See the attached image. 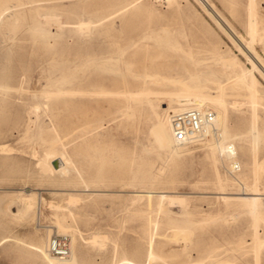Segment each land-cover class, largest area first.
I'll return each instance as SVG.
<instances>
[{
	"label": "rangeland",
	"instance_id": "rangeland-1",
	"mask_svg": "<svg viewBox=\"0 0 264 264\" xmlns=\"http://www.w3.org/2000/svg\"><path fill=\"white\" fill-rule=\"evenodd\" d=\"M249 2L0 0V147L9 149L0 151V264H44L34 245L67 233L71 242L73 229L78 264H264V212L226 205L219 194L242 193L239 176L250 187L253 161L264 166V0H254V38ZM220 56L251 71L258 105L232 88L241 83ZM183 86L225 98L230 132L250 139L235 143L237 171L224 156L213 161L209 136L175 155L158 146L154 114L177 107L160 93ZM72 89L82 91L72 96ZM100 154L112 171L91 185L85 171ZM145 162L152 181L140 177ZM15 194L36 196L33 217L14 218ZM55 222L76 228L58 233ZM150 250L160 257L150 260Z\"/></svg>",
	"mask_w": 264,
	"mask_h": 264
},
{
	"label": "bare ground",
	"instance_id": "bare-ground-1",
	"mask_svg": "<svg viewBox=\"0 0 264 264\" xmlns=\"http://www.w3.org/2000/svg\"><path fill=\"white\" fill-rule=\"evenodd\" d=\"M217 2V1H216ZM250 4V12H249V23H248V28H249V35L251 34V36L254 38L255 35H257L258 33V25H257V22L254 20V17L256 15V12L255 10L253 9V5H254V0H250L249 2ZM131 3H128L124 6H122L121 8H119L118 10H115L113 11L112 13H110L108 16H111L113 15L114 13H116L117 11H119L120 9H123L127 6H129ZM262 6V5H261ZM1 18V17H0ZM88 21V20H87ZM86 22V21H85ZM126 22V21H125ZM124 22V23H125ZM88 25V24H86ZM82 24L80 26V28H82ZM85 26V24H84ZM223 27V26H222ZM223 30V29H222ZM226 31V30H225ZM264 31V30H263ZM262 32V31H260ZM250 36V37H251ZM145 38V37H144ZM141 39L137 40V41H140ZM143 40V38H142ZM136 43V42H135ZM134 46V45H133ZM127 50V49H126ZM124 53V52H123ZM122 53V54H123ZM243 53V52H242ZM222 56V55H221ZM219 57V63L222 65V67L224 68V70L230 74L231 78H233V80L236 82V81H239V83L241 84H238L235 85V86H232V88H238L240 90H245L246 93H247V98L249 100V102L251 104H253L252 106H254V104L256 103V100H257V95H255L252 91V88L253 87H256L257 86V83L254 79V76L252 75L251 71H249L248 73L243 69V67L235 60H231V59H228V58H224V57ZM257 59V58H256ZM259 61V60H258ZM256 64V63H255ZM255 64H253V68H256L255 67ZM260 66H262V68L264 67L263 64H261V62H259ZM257 65V64H256ZM252 68V69H253ZM260 70V68H259ZM79 72V71H78ZM259 72V71H258ZM82 73V72H81ZM82 90L80 89H72V90H69V92H67L68 94H71L72 96L77 93V92H80ZM196 90H194L193 87H188V86H183V87H176L175 90H169V91H164L160 94H165L167 95L170 100H175L176 103H177V107L173 108L172 110L174 111L173 113H177V112H181V111H185V110H188V109H193V108H196V109H204V110H210V109H213V112L215 114V118H214V123L204 132V134L202 135L203 137L205 136H209L210 137V140H214V143H212L209 147V150H210V155L213 159V161L216 163L217 161H219L218 159V156L221 155V156H224V158H226L228 160V165L229 167L231 166V168H233L231 162L235 161L234 163L236 164L238 160V150H237V146L235 147V143L236 141L240 140V141H247L249 139L245 137H242L244 139L241 138V136H239L238 133H232V131L230 132V129L228 128L227 126V119H228V115L226 113L227 111V105H226V102L224 101V99L220 98L219 96L215 95L213 97H209V96H205L203 95L202 93H196L195 92ZM146 92V91H145ZM124 93V92H123ZM122 93V94H123ZM138 93V91H137ZM153 93V92H152ZM158 93V92H157ZM83 94V93H82ZM127 94V93H125ZM129 94V93H128ZM154 94V93H153ZM81 95V94H80ZM93 95V94H91ZM124 95V94H123ZM144 95V94H142ZM151 95V94H150ZM159 95V94H158ZM75 96V95H74ZM77 96V94H76ZM83 96V95H82ZM136 94L135 93H131L129 95L130 98L132 99H135L137 97H135ZM145 96V95H144ZM149 96V94H148ZM152 96V95H151ZM156 96V95H155ZM161 96V95H159ZM80 97V96H79ZM154 97V96H153ZM166 97V96H164ZM138 99V98H137ZM145 99L147 100V98L145 97ZM168 99V98H167ZM193 100V101H191ZM260 101V100H257V102ZM168 103H169V100H168ZM250 104V106H251ZM256 105H258L256 103ZM165 106V105H164ZM168 106V104H167ZM166 106V107H167ZM172 107V106H171ZM255 107V106H254ZM169 108V106H168ZM164 109V108H163ZM167 109V108H166ZM165 109V110H166ZM155 115V118L157 120V126H156V129H157V132H158V138L156 140L158 146L160 147L161 150H165V151H169L170 153H172V155H175V154H178V153H182L185 149L183 146H181L182 144L178 143L177 140L175 139V137L173 136V133H172V129H171V124H170V115L169 114H166L164 115V117H159L156 113L154 114ZM82 121V120H81ZM252 127H250L249 129V133L251 136L254 135L256 129L254 127V125L251 123ZM83 128V127H82ZM72 130V129H71ZM79 130V129H78ZM84 130H86L84 128ZM83 131V130H82ZM72 132V131H71ZM78 132V131H77ZM85 131H83L82 133H84ZM75 133V131H74ZM81 133V132H80ZM206 139V138H205ZM250 141V139L248 140ZM212 142V141H211ZM253 142V141H252ZM204 143V140L203 142ZM201 143V144H202ZM207 142L204 143V145L206 144ZM248 143V146H250V142H247ZM246 143V144H247ZM237 145H238V142H237ZM203 147V146H202ZM240 149V152L243 156H248V153H249V149L246 147V146H241L239 147ZM9 149L5 148L4 147H0V151H7ZM252 152V150H251ZM169 153V154H170ZM57 155V154H56ZM98 155V154H97ZM101 156L99 159H95L96 156H94V158H91L89 160V164L90 166L92 165L93 168L89 169L88 172H86L85 170V174L90 178L87 179L88 180H91L92 184L94 183H97V182H100L104 179L105 174L107 173V171H112L111 169V165L112 163L110 164L109 161L110 159L109 158H106V156H103V155H99ZM98 156V157H99ZM63 157V156H62ZM89 158V157H87ZM226 160V161H227ZM238 163V162H237ZM83 164V163H82ZM81 164V166H82ZM85 165H89V164H86L84 163ZM83 164V165H84ZM221 164V163H220ZM72 165L74 166V163H72ZM76 165V164H75ZM108 166V167H107ZM239 166V164H238ZM252 173H253V180H254V183L252 186H248L245 182V178L243 176H239V178L237 179L238 180V185H241V187L243 188V192L242 193H238V194H235L234 196H229V194L227 193H224V192H221L219 193L221 195V198L223 199V201L227 204H229L230 202H236L240 207H242L243 209H245L246 211L247 210H252V211H255V212H258V211H261V212H264V204L261 202L264 200V192L258 187L257 185V181H258V177H257V171L259 170V172L262 170V172H264V166L261 167V170L260 169H257L256 168V165H255V162L253 161V164H252ZM83 167V166H82ZM81 167V168H82ZM84 168V167H83ZM86 168V167H85ZM88 168V167H87ZM74 169V168H73ZM76 169V168H75ZM79 169V168H78ZM77 170V169H76ZM151 163L149 162H145L141 165V169H140V177L142 180H148V181H152L154 180V177L151 175ZM79 171V170H77ZM83 171V172H84ZM79 174V173H78ZM78 174L76 173L75 175L78 176ZM85 175V176H86ZM76 176V178H77ZM81 176V175H80ZM83 177V176H82ZM80 177V178H82ZM69 178H71L69 176ZM73 178V177H72ZM79 178V177H78ZM77 178V179H78ZM85 179V177H83ZM216 180H217V184L220 186V188L222 187L223 183L222 182V178L221 176L219 175V173H217L216 175ZM85 182L87 180H84ZM84 181H81L82 183ZM72 182V181H71ZM80 180L77 181V183H79ZM94 182V183H93ZM55 183V181H54ZM89 183V181H88ZM74 184V182H73ZM86 184V183H84ZM65 185V184H64ZM77 185V184H76ZM83 185V184H82ZM88 185V184H87ZM96 185V184H95ZM114 185V184H113ZM66 186V185H65ZM71 186V185H69ZM89 186V185H88ZM74 187V186H73ZM76 187V186H75ZM86 187V186H84ZM76 190V189H75ZM84 192V191H83ZM86 192V191H85ZM88 192V191H87ZM172 192V191H171ZM152 193H155V192H136L133 194V196H137L138 198L137 199H141L143 198L144 196H150ZM160 197L161 198H166L168 197V194L164 191H159L158 192ZM26 194V193H25ZM16 195V194H15ZM77 195V194H76ZM17 196V195H16ZM35 195L34 194H29V195H18L16 198L18 199L17 200V203L19 206L18 208V212L16 214H13L14 215V218L15 216L16 217H26L31 215V217H33L32 215H34V206H35ZM74 196V194H73ZM70 197V196H69ZM76 197V196H75ZM79 197V195H78ZM217 197V196H216ZM40 199V198H39ZM42 199V198H41ZM70 200V198H68ZM135 199V198H134ZM14 200V199H13ZM38 200V199H37ZM72 200V199H71ZM75 199H73L72 201H74ZM76 201V200H75ZM136 201V200H134ZM171 201V199H170ZM71 202V201H70ZM139 202V200H138ZM45 203V202H44ZM49 203V202H48ZM1 204V203H0ZM46 204V203H45ZM52 204V203H51ZM49 205V204H48ZM53 205V204H52ZM74 205V202L73 204ZM230 205V204H229ZM51 206V205H49ZM48 207V206H47ZM54 207V205L52 206V208ZM61 207V206H60ZM59 207V209H60ZM9 208V207H8ZM7 208V209H8ZM51 208V207H49ZM55 208V207H54ZM36 209V208H35ZM37 210V209H36ZM40 210V209H39ZM58 210V209H57ZM62 210V207L61 209ZM69 211V210H68ZM7 212V211H5ZM56 212V211H55ZM71 212V211H69ZM41 213V212H40ZM59 213V212H58ZM56 213V215L58 214ZM72 213V212H71ZM70 213V214H71ZM7 215V214H6ZM9 215V214H8ZM55 215V213H54ZM72 215V214H71ZM58 216H61L60 214H58ZM8 217V216H7ZM11 217V216H10ZM9 217V218H10ZM55 217V221L57 220L56 216ZM13 218V217H12ZM11 218V219H12ZM63 219V218H62ZM61 219V220H62ZM25 220V219H23ZM30 220V219H29ZM27 220V221H29ZM63 221V220H62ZM22 222V221H21ZM30 222V221H29ZM69 222V221H68ZM61 224V223H60ZM54 225V224H53ZM52 225V226H53ZM58 225V227L56 226ZM58 230V233L62 231L67 233L66 230H68L67 228L70 227L68 226L66 228V230L64 229V227H61L63 226L61 224V226H59V223L57 224V222H55V225ZM73 226V225H71ZM73 228H76V226H74ZM73 228L70 227V229L72 230ZM49 229V228H48ZM52 229V228H51ZM51 229H49V231H51ZM69 229V230H70ZM46 230V229H45ZM76 230V229H73V231ZM48 231V232H49ZM73 231H69L70 235H71V242H70V256L67 258V259H64V260H60L54 256H52L49 251H48V246H49V241L48 242H44V244L42 246H39V245H34V251L36 252V254L38 255V257L40 258L41 262L44 263V264H78L77 263V259L78 257L76 258V253H74V243H75V235L73 234ZM77 231V230H76ZM75 231V232H76ZM57 233V232H56ZM77 234H79V232H76ZM75 233V234H76ZM68 234V233H67ZM66 234V235H67ZM95 234V233H94ZM51 235V234H50ZM98 235V233H97ZM93 236L91 237L92 241L89 242L90 244L91 243H97L99 242V235L98 236ZM81 235H79V238H80ZM92 236V235H90ZM88 236V237H90ZM101 236V235H100ZM82 238V237H81ZM80 238V239H81ZM103 238H106V237H103ZM90 238H88L87 241H89ZM46 240V239H45ZM85 240V239H84ZM104 240V239H102ZM101 240V242H102ZM81 241V240H80ZM41 242V241H39ZM85 241H83L82 243L84 244ZM151 242V241H150ZM43 243V242H42ZM77 243V242H76ZM75 243V244H76ZM36 244V242L34 243ZM40 244V243H38ZM88 244V243H87ZM99 244V243H98ZM97 244V245H98ZM101 244V243H100ZM30 245V244H29ZM77 245V244H76ZM94 245V244H92ZM33 246V245H32ZM104 246V245H103ZM151 248V247H150ZM76 250V248H75ZM115 250V249H114ZM153 250V249H152ZM150 250V253H149V259L150 260H153L155 258H159L160 256H157L155 255L154 251ZM77 251V250H76ZM78 253V251H77ZM80 256V255H79ZM209 257V256H208ZM82 259V258H81ZM208 259V258H207ZM83 260V259H82ZM161 261V260H160ZM225 261V260H224ZM128 262V261H127ZM113 263V262H112ZM131 264H134V263H131ZM216 264V263H215ZM220 264V263H219ZM232 264V263H231Z\"/></svg>",
	"mask_w": 264,
	"mask_h": 264
},
{
	"label": "built area",
	"instance_id": "built-area-1",
	"mask_svg": "<svg viewBox=\"0 0 264 264\" xmlns=\"http://www.w3.org/2000/svg\"><path fill=\"white\" fill-rule=\"evenodd\" d=\"M214 118L215 114L212 110L196 108L171 113L170 124L173 136L182 145L194 143L214 123ZM238 169V164H234L233 170ZM48 251L60 260L67 259L71 252L69 236L53 235L49 240Z\"/></svg>",
	"mask_w": 264,
	"mask_h": 264
}]
</instances>
